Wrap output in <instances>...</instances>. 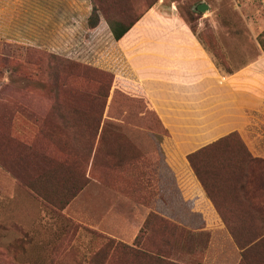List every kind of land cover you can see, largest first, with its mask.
<instances>
[{
  "label": "rangeland",
  "instance_id": "obj_1",
  "mask_svg": "<svg viewBox=\"0 0 264 264\" xmlns=\"http://www.w3.org/2000/svg\"><path fill=\"white\" fill-rule=\"evenodd\" d=\"M156 1L165 9L173 8L188 23L224 71H231L264 53V0ZM199 3L207 4L208 8L198 10ZM15 6L18 32L30 24V34H18L15 38L0 35V264H202L206 232L196 233L176 224L170 229L154 219L151 227L141 230L137 241L125 242L113 230L99 229L72 217L75 209L70 205L71 194L90 182H86L90 148L84 146L85 141L96 134L98 124H118L119 118H125L120 109L124 111L127 106L131 122L157 124V120L145 109L141 99L125 93L129 78L123 70H118L121 62L118 55L112 52L110 56L114 70L104 66L105 33L93 43L91 25L97 19L106 22L102 3L92 0L80 3L78 18L64 13L69 19H64V27L74 23V18L78 19L79 26L75 34L66 31L63 36L64 45L75 44V50L63 52L40 46L38 3L31 5L30 12L27 9L20 12L22 3ZM146 6L143 3L140 7ZM116 7L112 5L111 9ZM7 8V3L0 4V19L6 17ZM67 10L64 5V11ZM128 21L129 18L125 20ZM3 22L0 24L5 26ZM111 82L115 86L111 113L110 117H103L101 110ZM92 106L97 113L94 118L88 115ZM75 107L82 111H74ZM144 111L147 112L145 121L141 117ZM89 126L95 131H88ZM115 134L103 133L110 137L106 151L115 152L106 160L97 158L90 173L100 182L90 184L89 188L99 192L95 197L84 193L80 202H76L81 218L87 222L89 215L95 219L90 220L94 225L98 224L94 212L102 213L106 205L111 213V209L118 208L111 204L116 194L106 188L126 191V185L131 184V179L135 182V174H139L128 175L111 165L133 161L150 169L159 161L154 149L137 159L134 155H120L124 151L122 146H128L125 142L119 146L110 144ZM191 159L204 175L198 155ZM92 198L96 203L90 215L86 200ZM130 212L118 214L129 218L134 213ZM108 240L118 247L108 249ZM127 247L135 249L140 256ZM142 248L158 249L159 262L144 258L138 250ZM250 255L246 254L245 264H264V255H256L253 262L249 261Z\"/></svg>",
  "mask_w": 264,
  "mask_h": 264
},
{
  "label": "crops",
  "instance_id": "obj_2",
  "mask_svg": "<svg viewBox=\"0 0 264 264\" xmlns=\"http://www.w3.org/2000/svg\"><path fill=\"white\" fill-rule=\"evenodd\" d=\"M90 1L0 0L8 4L6 17L0 19L5 24H0V35L30 34V24L18 32L15 5L22 3L20 12H30L31 5L38 3L40 46L48 51H73L75 44L64 45L63 36L66 31L75 34L78 5ZM64 5L69 10L64 11ZM64 13L76 16L74 23L64 27V19L69 20ZM90 31L93 43L105 33L104 66L115 69L110 56L116 53L121 60L118 70H123L158 116L157 129L134 125L133 130L153 139L159 161L148 169L134 198L104 187L117 196L111 200L118 207L111 209L113 213L107 205L102 213L94 212L91 207L96 201L86 200L87 212L98 218L95 225L89 215L86 222L76 211L82 194L95 197L99 192L89 188L99 183L91 179L72 198V217L113 230L130 242L154 211L178 227L207 233L202 264H239L242 248L238 243L253 244L264 237V53L224 71L188 23L159 1L117 40L103 20ZM189 155H198L205 171L203 175L201 169V178ZM120 211L134 213L123 218Z\"/></svg>",
  "mask_w": 264,
  "mask_h": 264
},
{
  "label": "trees",
  "instance_id": "obj_3",
  "mask_svg": "<svg viewBox=\"0 0 264 264\" xmlns=\"http://www.w3.org/2000/svg\"><path fill=\"white\" fill-rule=\"evenodd\" d=\"M92 2L93 3H102L104 5V11H102V14H103L110 30H111L113 37L117 40L127 31V29L133 24V22L147 8H149L152 4H154L156 2V0H92ZM143 3H147V6L142 9L140 6ZM112 5L117 6V7L115 9L114 8L111 9ZM128 18H129V21L125 22V20ZM97 21H98V19L96 20V22ZM95 23H93L91 26H93ZM127 82H126L127 88L124 87L125 93L127 95H130L129 93H133L134 96L136 95L137 97H132V98L141 99L144 102L145 109L148 110L149 113H151V116L153 115L156 118L157 124H147L144 122L143 123L131 122L130 121V108L128 106L125 108L124 111H123V109H120L119 113L122 114V116H124L125 118L124 119L119 118L120 122L118 124L99 123L97 128H96V134L90 138L88 137V139L85 141V145H84L85 147L90 148V154L88 157L89 163H88L87 174H86V178H87L86 182H88L91 179L97 180L96 177H93L94 175L92 176L90 174L91 170H93L95 168L96 159L102 157L103 160H106L105 158H107L108 155L110 156L115 152L114 150L109 152V153L106 151V142L108 140L107 138H110V137L104 136L103 133H105V132L116 133L112 137L113 139L110 140V142H111L110 144L119 146L120 144H122V142L127 143L126 145L128 147L126 148L125 146H122V147H124V151H120L119 152L120 155H124L127 157H132V155H134V156H136V159H137L140 156H143V155L147 156V155L151 154V152L149 150H151V149L155 150L154 144L152 142L153 139L148 135L141 137V135H145L147 133L134 131L133 127H134V125H137V126H143L144 128H148L151 130L157 129L160 126V120H159L158 116L150 109L148 102L146 101V99L144 98V96L142 95L140 90H138V88H136L135 85L130 80ZM128 85L131 88H129ZM114 88H115V86H112V82H111L109 87H108V92L106 94L104 106L101 110L103 117H110V113H111L110 107H111V103L113 101L114 93H115ZM121 102H123V101H121ZM124 102H127L126 98H125ZM121 106H122V103L120 104V107ZM75 109H74V111H77L78 113H80V111H82V109H80L78 107H75ZM95 110H96L95 106L94 107L92 106V109H89L88 115H90V117L92 116L94 118L95 115L97 114ZM141 117H142L143 121H145L147 119L146 118L147 112L144 111L142 113ZM129 127H131V129ZM87 130L92 132L94 130V128L92 126L91 127L89 126V129H87ZM157 133H159V132H157ZM160 133H163V132H160ZM101 148H103L102 151H101ZM143 150H147V151H143ZM154 152L156 153V150ZM188 158H189L190 164L192 165L195 173L198 175L199 178H201L199 170L197 169V167H195V165L192 162V159H191L192 155H189ZM94 163H95V165H94ZM111 168H113V169L116 168L118 170H122L124 172H127L128 175L131 173L132 176L134 175V172L139 173V174H137L138 176H136V174H135V177H136L135 182L133 181V179H131V184L126 185L127 186L126 191H122L120 189L117 190L118 192H121L123 194H127V195L132 196L134 198L135 193H136L135 191H136L137 187L140 186L141 183L145 182L143 178L146 176V174L148 172V168L146 166L143 167V165H135V163L133 161H132V163L127 162L125 164H121L118 166L111 165ZM97 181L100 182L99 180H97ZM149 182H150V180H149ZM79 188L80 187H78L76 192L71 194V197H70L71 199L79 192L78 191ZM154 219L160 220L159 222H161L163 226H167V227L170 226V229H172V227L174 226L173 225L174 223H172L168 218L158 214L157 212L150 211L148 213V216L146 217L143 225L139 229L136 237L134 238V241L135 240L137 241V239L139 237V233L141 232V230L143 232V230L147 229L148 227H151L152 223L156 221ZM106 245H107L106 247L108 249H111V250H114L118 247L117 243H113L109 240L107 241ZM239 245H243V246H239ZM263 245H264V237L260 238L258 241L254 242L253 244L238 243V246L240 248H242V252H241L242 257L240 259L239 264H245L244 262H245V258H246L247 253H252V255H250V257H249V261L252 260V262L254 261V257L256 258V255L263 256L264 255V253L262 251ZM127 248L129 250H131V252L137 253L140 256V254L137 251H134L135 249H132L130 247H127ZM138 250L142 251L141 253H142V256L144 258H146L152 262H156V261L159 262L161 253L158 249L150 250V249L142 248V249H138ZM258 259H261V258H258Z\"/></svg>",
  "mask_w": 264,
  "mask_h": 264
},
{
  "label": "water",
  "instance_id": "obj_4",
  "mask_svg": "<svg viewBox=\"0 0 264 264\" xmlns=\"http://www.w3.org/2000/svg\"><path fill=\"white\" fill-rule=\"evenodd\" d=\"M196 8L198 10L204 11V10H206L208 8V5L205 4V3H199V4L196 5Z\"/></svg>",
  "mask_w": 264,
  "mask_h": 264
}]
</instances>
